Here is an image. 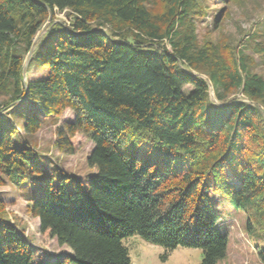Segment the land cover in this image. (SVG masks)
Masks as SVG:
<instances>
[{
    "label": "trees",
    "instance_id": "1",
    "mask_svg": "<svg viewBox=\"0 0 264 264\" xmlns=\"http://www.w3.org/2000/svg\"><path fill=\"white\" fill-rule=\"evenodd\" d=\"M240 1L0 0V187L17 190L39 233L68 250L47 264H130L122 241L134 235L217 264L228 247L219 203L243 215L264 264V13L239 42L198 34L209 3L223 4L219 30ZM65 110L73 119L52 146L73 155L77 134L90 141L91 175L42 176L34 196L29 182L44 169L22 136ZM143 137L157 158L119 148ZM6 206L0 196V264H33Z\"/></svg>",
    "mask_w": 264,
    "mask_h": 264
},
{
    "label": "rangeland",
    "instance_id": "2",
    "mask_svg": "<svg viewBox=\"0 0 264 264\" xmlns=\"http://www.w3.org/2000/svg\"><path fill=\"white\" fill-rule=\"evenodd\" d=\"M222 6L223 4L220 3H209L208 15H206L202 23L198 24L199 38L205 36L215 38L221 34L225 38L229 35L234 42H239V39L242 37L241 34L245 32L249 33L253 28L256 20L254 18H258V15L260 16L264 13V0H241L237 6L234 4L227 6L231 12L222 21L219 27L221 31H219L220 29H212L213 19L217 17V10L221 9ZM250 16H252V19ZM54 19L55 21L68 24V19L64 13H55ZM44 33L43 31L41 34ZM244 39H246L245 36L241 40ZM26 65L25 62V67ZM256 70L264 76L263 67H257ZM38 75V72L34 69L28 74L30 78L31 76ZM26 79L25 74V82ZM245 102L247 101L245 100ZM10 110L12 111L13 108ZM10 117H12V114ZM71 119H73V115L65 110L55 122L45 120L42 128L35 135L26 134L22 136L23 142H29L35 147V151L41 161V166L44 169L40 178L31 179L29 182V187L35 190L32 192L34 196L42 194L40 183L42 176H51L53 183H57L59 178L63 177L64 174L80 180H85L91 175V171L85 163V158L92 148L90 141L77 134L72 143L74 148L73 155H64L52 146L53 140L56 139L57 129L62 127L64 122ZM16 123L17 126L21 127L22 122ZM19 133L21 134L22 132L20 131ZM132 139H128L125 146L123 147L121 144L119 148L142 161H146L149 158H157L156 155L147 156L146 152L149 148L146 137L141 139L142 144L140 146L131 142L130 140ZM230 183H233V181H230ZM0 196L4 200V203H7V216L11 218L10 220L14 219L17 222L20 230L24 229V236H26L29 244L35 249L33 264H47L49 259L58 261L61 257L69 254L66 248L58 247L54 240L47 236L44 237L39 233L38 220L28 217L25 213V201L17 190L9 185L0 187ZM217 208L221 212V219L218 222L217 228L220 233L228 236L226 255L217 264H261L258 257H256L257 253L254 248V242L244 230L243 215L235 213L227 204L219 203ZM122 242L128 249L130 264H199L203 256L199 248L178 247L174 250H165L146 242L136 235L126 238Z\"/></svg>",
    "mask_w": 264,
    "mask_h": 264
},
{
    "label": "water",
    "instance_id": "3",
    "mask_svg": "<svg viewBox=\"0 0 264 264\" xmlns=\"http://www.w3.org/2000/svg\"><path fill=\"white\" fill-rule=\"evenodd\" d=\"M31 54H32V51L28 54V56H27V60L25 61L26 62V64L28 63L27 61L30 59V56H31ZM23 76L25 75V68L23 69V74H22Z\"/></svg>",
    "mask_w": 264,
    "mask_h": 264
}]
</instances>
